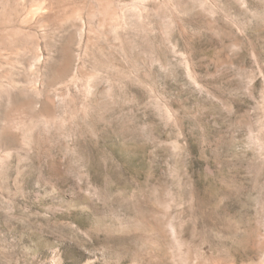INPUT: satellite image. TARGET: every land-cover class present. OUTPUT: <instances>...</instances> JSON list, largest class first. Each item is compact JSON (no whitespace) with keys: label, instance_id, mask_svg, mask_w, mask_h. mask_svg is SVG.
<instances>
[{"label":"rangeland","instance_id":"rangeland-1","mask_svg":"<svg viewBox=\"0 0 264 264\" xmlns=\"http://www.w3.org/2000/svg\"><path fill=\"white\" fill-rule=\"evenodd\" d=\"M0 264H264V0H0Z\"/></svg>","mask_w":264,"mask_h":264}]
</instances>
